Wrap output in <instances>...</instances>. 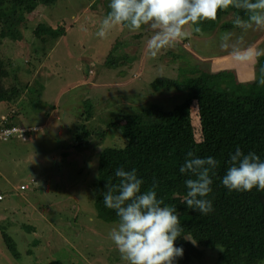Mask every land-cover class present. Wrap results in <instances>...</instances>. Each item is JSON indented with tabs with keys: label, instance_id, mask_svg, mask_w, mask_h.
Returning <instances> with one entry per match:
<instances>
[{
	"label": "trees",
	"instance_id": "obj_1",
	"mask_svg": "<svg viewBox=\"0 0 264 264\" xmlns=\"http://www.w3.org/2000/svg\"><path fill=\"white\" fill-rule=\"evenodd\" d=\"M66 1L0 0V17L14 36L15 22H26L34 12L47 6L55 9ZM82 1L101 3L105 15L120 22L122 29H145L152 21L171 27L175 19L187 22L190 11L195 10V25L204 31L229 30L240 22L255 21L264 10V0ZM76 10L81 12L83 5ZM228 11L234 13V21L220 25ZM64 26L60 21L57 27L31 29L40 39V43L31 42L33 52L40 54L39 64L52 44L66 34ZM1 35L5 33L0 32V42ZM179 50L173 53L172 62L178 61L176 74L157 77L151 86L159 91L173 89L180 96L183 93L185 101L171 109L153 104L138 113L121 111L104 129L75 130L80 146L90 139L105 143L97 154L98 172L91 185L98 216L108 223L152 232V246L173 252L180 264H192L204 256L205 249L215 252L216 264H264V56L258 60V76L245 83L224 75L228 70L221 73L193 64L189 53ZM36 60L27 61L31 72ZM105 62L112 68L118 66L113 59ZM14 69L13 63L7 67L0 57V110H6L0 113V126L27 131L0 139L3 143L27 141L44 131L40 126L58 107L43 100L44 87L37 78L22 83L13 75ZM189 103L197 108L199 139ZM85 106L81 117L87 120L94 104L87 100ZM28 108L35 115L43 112L37 124L24 120L30 118ZM112 131L118 141L106 143ZM2 242L13 261L22 258L12 235L3 231ZM38 242L33 240V244ZM49 264L70 263L57 259Z\"/></svg>",
	"mask_w": 264,
	"mask_h": 264
},
{
	"label": "rangeland",
	"instance_id": "obj_2",
	"mask_svg": "<svg viewBox=\"0 0 264 264\" xmlns=\"http://www.w3.org/2000/svg\"><path fill=\"white\" fill-rule=\"evenodd\" d=\"M66 2L36 11L26 22H15L14 36L0 17V32L5 33L0 57L5 65L13 63V75L22 83L37 78L44 87L43 100L58 106L40 126L44 131L27 141L0 142V194L4 196L0 201V264H49L57 259L70 264H180L173 252L152 246V232L108 223L98 216L91 185L98 172L97 154L105 143L90 139L80 146L75 130L104 129L121 111L138 113L153 104L171 109L185 101L183 93L151 86L157 77L176 74L178 61L172 62L173 53L178 54L180 48L189 53L193 64L221 73L228 70L224 75L249 83L258 76V60L264 56V10L255 21L240 22L229 30L204 31L195 25V10L187 22L175 19L171 27L152 21L145 29H122L120 22L105 15L101 3L96 2L94 8L96 3L91 1ZM80 5L81 12L76 10ZM234 16L228 11L220 25L234 21ZM60 21L66 34L52 44L39 64L40 54L33 52L31 42L40 43V39L31 29L57 27ZM159 27L165 30L159 32ZM220 56L224 57L218 61ZM30 59L37 61L32 72L26 67ZM106 59L116 60L117 68L108 66ZM87 100L94 109L86 120L81 113ZM188 105L199 139L197 108ZM28 109L30 118L24 120L37 124L43 112L35 115ZM115 141L117 133L112 131L106 143ZM22 184L30 187L22 190ZM3 231L18 242L23 254L19 261L9 256ZM33 240L39 242L33 244ZM214 254L205 249L204 256L192 264H216Z\"/></svg>",
	"mask_w": 264,
	"mask_h": 264
},
{
	"label": "built area",
	"instance_id": "obj_3",
	"mask_svg": "<svg viewBox=\"0 0 264 264\" xmlns=\"http://www.w3.org/2000/svg\"><path fill=\"white\" fill-rule=\"evenodd\" d=\"M36 130L37 128H33ZM27 131L26 128H20V127H2L0 126V139H7L11 135H23ZM29 187V184H22L21 189H26ZM2 198V195L0 194V199Z\"/></svg>",
	"mask_w": 264,
	"mask_h": 264
},
{
	"label": "crops",
	"instance_id": "obj_4",
	"mask_svg": "<svg viewBox=\"0 0 264 264\" xmlns=\"http://www.w3.org/2000/svg\"><path fill=\"white\" fill-rule=\"evenodd\" d=\"M225 56V55H224ZM224 56H220V58L218 57L217 60L220 61L223 59Z\"/></svg>",
	"mask_w": 264,
	"mask_h": 264
}]
</instances>
